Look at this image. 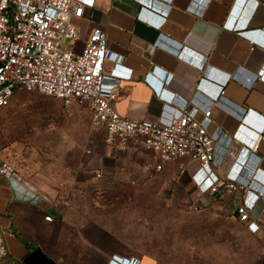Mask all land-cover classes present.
<instances>
[{
    "label": "crops",
    "instance_id": "0c3cea01",
    "mask_svg": "<svg viewBox=\"0 0 264 264\" xmlns=\"http://www.w3.org/2000/svg\"><path fill=\"white\" fill-rule=\"evenodd\" d=\"M148 1L96 0L108 23L105 72L118 65L133 71L132 77L120 79L114 106L122 114L158 121L190 107L216 141L214 172L224 176L240 167L238 181L250 183L258 193L250 207L258 229L247 230L264 240V0ZM207 107L210 117L202 114ZM104 143L102 151L87 154L88 177L95 178L90 172L97 168L107 184L120 183V177L131 178L134 185H153L149 178L157 173L175 191L189 193L193 202L217 199L236 218L239 192H210L197 160L181 157L186 162L182 173L179 160L154 170V154L139 144L119 149ZM75 174L64 173L57 185L73 182L79 177ZM16 187L0 176V225L12 232L1 236L8 252L0 264L21 262L36 246L57 264H156L105 220L91 214L80 219L77 202L56 195L51 199L42 191L50 202L34 195V203L43 205L40 211L19 200L32 195ZM45 214L53 219H44ZM258 262L264 264V244Z\"/></svg>",
    "mask_w": 264,
    "mask_h": 264
},
{
    "label": "rangeland",
    "instance_id": "374dc122",
    "mask_svg": "<svg viewBox=\"0 0 264 264\" xmlns=\"http://www.w3.org/2000/svg\"><path fill=\"white\" fill-rule=\"evenodd\" d=\"M105 145L104 129L92 122L85 105L65 106L52 95L17 90L0 108V150L16 167L5 178L12 188L18 185L21 193L32 195L19 200L40 211L43 205L34 203V195L50 202L42 191L51 199L73 200L80 219L91 214L105 220L156 264L259 263L264 240L251 235L247 229L256 230L247 223L246 228L217 199L196 202L194 208L189 193L175 191L157 173L150 175L153 185H134L131 178L120 177V183L107 184L104 175L96 176L97 168L90 172L95 178L88 177L87 154ZM64 173L79 177L57 185Z\"/></svg>",
    "mask_w": 264,
    "mask_h": 264
},
{
    "label": "built area",
    "instance_id": "2783aa9c",
    "mask_svg": "<svg viewBox=\"0 0 264 264\" xmlns=\"http://www.w3.org/2000/svg\"><path fill=\"white\" fill-rule=\"evenodd\" d=\"M107 41L105 11L96 0H0V108L17 90L52 95L65 106L85 105L92 122L104 129L108 145L124 149L130 142L139 144L154 154V170H160L167 161L179 160L182 173L186 162L181 157L197 160L207 173L210 192H239L234 214L257 230L258 225L250 219V207L258 193H253L250 183L238 181L240 167L224 176L214 172L216 141L190 107L161 121L129 116L116 109L119 81L132 77L133 71L118 65L105 72ZM210 112V107L202 110L204 117H210ZM15 172L14 163L0 150V175L11 177ZM101 175L97 169L96 176ZM192 206L198 208L195 201ZM44 219L52 220L53 216L45 214ZM3 233L12 234L0 225V258L8 252L1 240Z\"/></svg>",
    "mask_w": 264,
    "mask_h": 264
},
{
    "label": "water",
    "instance_id": "95a60500",
    "mask_svg": "<svg viewBox=\"0 0 264 264\" xmlns=\"http://www.w3.org/2000/svg\"><path fill=\"white\" fill-rule=\"evenodd\" d=\"M24 264H57V261L47 255L39 246L32 249L24 258Z\"/></svg>",
    "mask_w": 264,
    "mask_h": 264
}]
</instances>
